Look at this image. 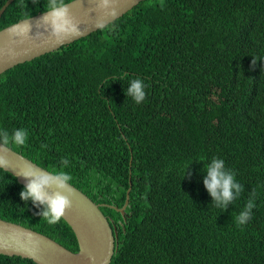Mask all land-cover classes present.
I'll use <instances>...</instances> for the list:
<instances>
[{
	"label": "trees",
	"instance_id": "obj_1",
	"mask_svg": "<svg viewBox=\"0 0 264 264\" xmlns=\"http://www.w3.org/2000/svg\"><path fill=\"white\" fill-rule=\"evenodd\" d=\"M47 3L14 0L0 29ZM137 78L146 92L139 104L125 92ZM18 128L28 139L13 149L68 172L104 203L119 234L110 264H264V0H144L14 66L0 76V130ZM213 158L244 186L227 210L203 182ZM130 182L123 216L105 204L121 208ZM23 188L0 168V218L78 251L71 226L49 224ZM253 192L252 216L237 226ZM0 264L37 263L0 254Z\"/></svg>",
	"mask_w": 264,
	"mask_h": 264
},
{
	"label": "water",
	"instance_id": "obj_2",
	"mask_svg": "<svg viewBox=\"0 0 264 264\" xmlns=\"http://www.w3.org/2000/svg\"><path fill=\"white\" fill-rule=\"evenodd\" d=\"M14 0H7L0 8V18ZM144 0H118L119 14L116 17H104L97 7L98 0H71L66 2L71 14L80 22L82 31L71 38L57 42L49 38L44 29L38 27L39 20L46 11L21 19L0 29V76L14 66L31 61L41 55L59 49L96 30L97 20L104 18V27L122 17L133 7ZM32 25L27 36L13 35L12 29L26 22ZM43 32V33H42ZM11 165L4 170L16 176L18 182L26 185L27 180L19 174L27 163H33L42 170L47 168L39 165L23 153L11 146L8 150ZM76 191L73 207L66 212L64 220L74 231L79 249L72 251L48 235L20 223L0 218V254L21 256L32 259L37 264H110L118 247V230L111 224V219L101 209L102 203L95 202L84 191L72 184ZM132 182L128 191H131ZM128 196L124 205L114 207L125 216ZM126 220V218L124 219ZM93 257L94 259H90Z\"/></svg>",
	"mask_w": 264,
	"mask_h": 264
},
{
	"label": "clouds",
	"instance_id": "obj_3",
	"mask_svg": "<svg viewBox=\"0 0 264 264\" xmlns=\"http://www.w3.org/2000/svg\"><path fill=\"white\" fill-rule=\"evenodd\" d=\"M117 3L118 0H98L97 7L104 17H116L119 14ZM104 21V18L98 19L97 27L103 29ZM38 27H42L44 32L48 33L49 38L57 42L74 37L82 31L80 22L71 14L64 0H48L46 13L39 20ZM31 28L32 25L28 21L13 28L12 34L27 36ZM255 62L253 60V64ZM129 85L125 88L127 97H132L137 104L145 101L146 92L143 80L139 78L131 80ZM27 139V130L24 128L15 129L11 134L6 130H0V168L8 169L11 165L8 158L10 146H23L27 143ZM67 165L68 160L65 159L64 167L66 168ZM204 170L207 175L203 182L213 198L212 204L216 208L227 210L229 204H233L244 191V186L236 180L235 173L226 168L225 161L221 158H213L210 162L204 161ZM19 174L27 180L20 192L21 198L24 201L31 200L38 207L43 206L40 215L49 224L59 222L73 207L72 198L76 195V191L70 183L72 176L68 172L64 170L49 172L36 167L33 163H27ZM254 196L255 192L249 197L247 204L239 214L233 217L237 226H243L250 220L255 207ZM90 259L94 258L90 257Z\"/></svg>",
	"mask_w": 264,
	"mask_h": 264
},
{
	"label": "rangeland",
	"instance_id": "obj_4",
	"mask_svg": "<svg viewBox=\"0 0 264 264\" xmlns=\"http://www.w3.org/2000/svg\"><path fill=\"white\" fill-rule=\"evenodd\" d=\"M90 35V34H89ZM88 36V35H87ZM84 37H86V36H84ZM83 38V37H82ZM81 39V38H80ZM76 41V40H75ZM57 50V49H56ZM55 51V50H54ZM50 53V52H49ZM131 161H132V158H131ZM130 192L131 191H127L126 192V196H128V194L130 195ZM102 204H104V203H102ZM105 205H109V206H113V205H110V204H105ZM117 227V226H116ZM117 230H118V228H117ZM113 258V257H112Z\"/></svg>",
	"mask_w": 264,
	"mask_h": 264
},
{
	"label": "flooded vegetation",
	"instance_id": "obj_5",
	"mask_svg": "<svg viewBox=\"0 0 264 264\" xmlns=\"http://www.w3.org/2000/svg\"><path fill=\"white\" fill-rule=\"evenodd\" d=\"M111 219V218H110ZM112 221H111V224L114 226V220L113 219H111ZM115 226H117L116 224H115Z\"/></svg>",
	"mask_w": 264,
	"mask_h": 264
},
{
	"label": "bare ground",
	"instance_id": "obj_6",
	"mask_svg": "<svg viewBox=\"0 0 264 264\" xmlns=\"http://www.w3.org/2000/svg\"><path fill=\"white\" fill-rule=\"evenodd\" d=\"M129 202H130V197L128 198V204H127V205H129ZM117 249H118V247H117ZM117 249H116V250H117Z\"/></svg>",
	"mask_w": 264,
	"mask_h": 264
}]
</instances>
